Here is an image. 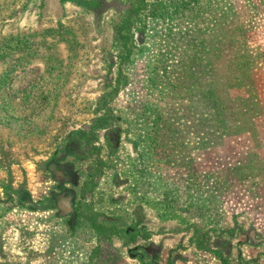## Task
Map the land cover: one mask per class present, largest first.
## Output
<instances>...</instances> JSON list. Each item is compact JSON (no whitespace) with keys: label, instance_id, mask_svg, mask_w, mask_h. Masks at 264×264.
Instances as JSON below:
<instances>
[{"label":"rangeland","instance_id":"1","mask_svg":"<svg viewBox=\"0 0 264 264\" xmlns=\"http://www.w3.org/2000/svg\"><path fill=\"white\" fill-rule=\"evenodd\" d=\"M0 264H264V0H0Z\"/></svg>","mask_w":264,"mask_h":264},{"label":"trees","instance_id":"2","mask_svg":"<svg viewBox=\"0 0 264 264\" xmlns=\"http://www.w3.org/2000/svg\"><path fill=\"white\" fill-rule=\"evenodd\" d=\"M224 263V262H223Z\"/></svg>","mask_w":264,"mask_h":264}]
</instances>
